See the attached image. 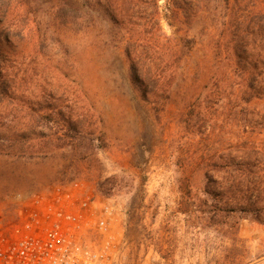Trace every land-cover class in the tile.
<instances>
[{"label":"rangeland","instance_id":"obj_1","mask_svg":"<svg viewBox=\"0 0 264 264\" xmlns=\"http://www.w3.org/2000/svg\"><path fill=\"white\" fill-rule=\"evenodd\" d=\"M67 1L0 0V79L15 76L16 97L5 98L0 112L13 102L39 106L46 96L60 97L63 108L90 111L101 166L59 181L51 179L56 160L25 163L0 155V232L19 222L35 196L79 182L84 194L116 208L111 234L121 241V264H220L231 240L179 208L204 196L192 162L210 154L209 147L248 138L264 146V94L245 98L244 75L215 39L230 26L231 8L226 0H203L200 18L191 20L169 0H74L95 18L76 32L53 20ZM121 12L135 18L108 19ZM156 19L171 36L161 43L174 58L178 49L188 51L181 65L192 75L181 68L170 95L145 98L129 80L124 33L127 39L129 29L143 32L159 47ZM110 30L117 37L106 38ZM238 236L250 255H262L253 263L264 264V224L242 219Z\"/></svg>","mask_w":264,"mask_h":264},{"label":"trees","instance_id":"obj_2","mask_svg":"<svg viewBox=\"0 0 264 264\" xmlns=\"http://www.w3.org/2000/svg\"><path fill=\"white\" fill-rule=\"evenodd\" d=\"M202 1L169 0V5L185 11L183 16L192 20L200 18L198 13L203 11ZM226 7L231 8L228 17L230 26L215 36L217 46L225 49L226 58L244 75L247 81L245 98L260 97L264 94L261 69L264 65L261 52L264 46V0H233V3L226 0ZM54 16L53 20L60 19V24L76 32L85 31L82 27L86 21H95L93 16L84 14L74 0L61 5ZM133 18L134 13L121 12L110 14L108 19L118 24ZM156 23L159 25L156 31L159 47L143 38V32L129 29L127 39L124 33L123 52L129 80L145 98L159 96L160 91H163L162 95H170L176 75L182 74L181 68L185 76L192 75L181 65V58L188 55V51L178 49L179 55L174 58L170 47L161 43L166 38L171 39V36L162 31L160 19H156ZM114 34L117 37V33L110 30L106 38L112 39ZM198 70H192L193 78ZM12 76L0 79V103L5 98L16 99L12 96L15 83V76ZM213 88L215 91L218 89L217 81ZM60 100V97L46 96L44 104L39 106L35 103L16 105L13 102L12 107H5L0 112V155L25 163L56 160V171L51 179L59 181L73 179L87 169L99 168L101 160L96 152L98 138L92 136L93 127H96L93 116L86 110L75 112L68 105L63 108V104H58ZM16 122L20 126H15ZM208 151L210 154H203L192 162L193 168L202 176L200 191L204 196L199 201L193 198L192 205L183 200L187 206L183 208L181 204L179 209L183 213L194 214L206 227L231 240L230 246L225 247L226 254L220 264H255L254 259L262 255H250L245 240L238 235L242 219L264 224V146L248 138L221 144L219 148L211 146ZM109 179L97 183L101 186L104 182L109 183ZM182 184L181 181V187L185 185ZM187 191L190 193L189 188Z\"/></svg>","mask_w":264,"mask_h":264},{"label":"built area","instance_id":"obj_3","mask_svg":"<svg viewBox=\"0 0 264 264\" xmlns=\"http://www.w3.org/2000/svg\"><path fill=\"white\" fill-rule=\"evenodd\" d=\"M81 186L53 187L25 205L0 232V264H121V241L111 234L116 208Z\"/></svg>","mask_w":264,"mask_h":264}]
</instances>
